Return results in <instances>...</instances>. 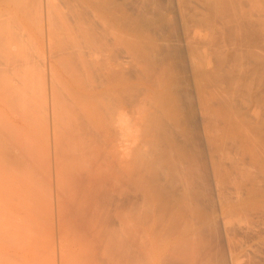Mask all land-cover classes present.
<instances>
[{
  "label": "bare ground",
  "instance_id": "bare-ground-1",
  "mask_svg": "<svg viewBox=\"0 0 264 264\" xmlns=\"http://www.w3.org/2000/svg\"><path fill=\"white\" fill-rule=\"evenodd\" d=\"M2 1L0 154L19 164L1 167L0 155V264H262L244 260L235 236L246 227L232 224L250 211L246 223L264 219V205L246 201L264 197L251 172L264 170V139L232 106L249 64L212 41L213 26L206 52L189 37L180 52L157 33L165 15L144 5ZM246 182V199L225 204L223 188Z\"/></svg>",
  "mask_w": 264,
  "mask_h": 264
},
{
  "label": "rangeland",
  "instance_id": "rangeland-1",
  "mask_svg": "<svg viewBox=\"0 0 264 264\" xmlns=\"http://www.w3.org/2000/svg\"><path fill=\"white\" fill-rule=\"evenodd\" d=\"M126 1L128 3V4H126L127 7H128V11H130V12L134 10V9H132V7H134V6L135 7H139V5L143 7V5H144L145 8L150 12V15H152L153 12L156 13L157 11L158 12L156 14L165 15L164 16L165 19H163V20L164 21L166 20V21L165 22L164 21L163 22L161 21L159 23L158 29L159 30L161 29V30L160 31L158 30L157 33H158V35L161 33V35H159V37L162 36V35H163L162 37H165L168 34L169 36L168 35L167 36L170 39L168 37H166V38H168L170 41L172 40L173 42H175V44L174 43L173 44L174 45H178V46H176V49H178L180 47L178 49V50L181 49L180 52H184L185 51L184 50L185 49L184 47L187 44L185 42L188 41L187 40V37H189V40H192L194 46L198 50H201V52L202 51L203 52H206L207 51V49H206L207 47L204 48V46H206V45H203L206 42L203 43V40L206 38L207 34H210V30H211V29L209 30V29H206V28H211L213 26L212 27V30H213L217 26L216 30L215 29L213 31L211 30V32H212V34L214 36L216 34L219 37L215 36L212 39V41H214V39L216 41V40H218V38H220L222 41L220 39L218 41L219 42H222L221 44H223V42H225L223 45H226V47L227 46L229 47L228 49H230V56L233 53H235V55H232V56H234V58L237 56L236 57V60L237 59L240 60L239 57L242 58V60H240V61L237 60L238 63H243L244 62V65L245 64L246 65L249 64L248 66H245V68L247 67L249 69V71H250L249 72L247 70L248 71L247 85H244L243 87H241L239 92H234L232 94V98H233V102H232L233 105L232 106L234 107L233 108L234 109V112L237 110V112H235V113L236 114H239V116H241L240 118H243L245 120L244 121L242 119L245 122V126L244 127H246V128L249 127L248 129L251 130L252 133H254L257 136L258 135L261 136V140L264 139V73L262 75V71L264 70L263 69L264 68V64L262 65V64L258 63V62L264 63V61H263V59H264V0H126ZM214 2H216V3L218 2V4L220 6L218 4H216V7H217L216 8ZM217 5L221 9L218 10L219 7ZM222 5L223 6L225 5L224 6L225 8ZM3 7H5V8H3ZM0 8H1L0 9V15H2V14L5 13V9L7 7H6V5H3L2 4V5H0ZM215 8L217 10H215ZM222 10H223V12H222ZM215 11H216V13H215ZM219 12H220V15H219ZM223 14H224V16H222ZM167 16H168V18H166ZM2 17H0V18H2ZM167 20L170 21V22H168ZM213 22L216 23L215 26L213 25L214 24ZM168 24H169V27L170 28L167 26ZM226 24H227V27H226ZM218 26H220V28ZM228 26H231V28H234V29H232L233 31ZM218 28L220 29V32H219V29ZM201 29L204 30V31H199ZM205 30L206 31L208 30L207 31L208 33ZM221 31H222V33H221ZM163 32L166 33V34L164 35ZM197 32H201V34L199 33L200 35L198 36ZM220 33H221V37H220ZM212 34H210V35H212ZM192 36H194V38ZM200 36L201 37L202 36H205V38L204 37L201 38ZM190 37L193 38V39H191ZM208 37L209 36H207L206 40L208 39ZM210 37H212V36H210ZM245 37H248V38L245 39L246 40V43L243 40ZM242 40H243V44L245 43L247 45V42L250 44V45L248 44L250 46V49H249V47H246L245 44H244V47H243V44H242V47H241V44H239V43H241ZM211 42L208 40V43H211ZM177 43H180V44H177ZM231 43H232V46H230ZM181 44H182V46H181ZM32 45L30 47V45L28 46V44H27V48H25L27 51H25V52H27L28 57L30 56L29 57L30 60L33 59L35 61V59L37 58V56H38V58L40 60L42 58L41 53H39L41 51V49L39 48L40 49L39 51L38 50H35L34 48H36V47L33 48ZM33 46H35V45H33ZM234 47H236L237 49L234 48ZM37 48H38V46H37ZM231 48L234 49V52H233V50H231ZM204 49H205V51H204ZM247 49H248V51L246 52ZM36 51L40 55H38V53ZM231 51H232V53H231ZM258 53H260V57H258L259 56ZM202 54H204V55H202ZM205 54H208V53H201L200 55L205 56L206 57L205 60H208L209 58L207 59V55H205ZM240 55H243V56H240ZM40 56H41V58H40ZM45 56H46L45 57L46 63H48L50 61L51 57H50L49 53H47V52H46ZM246 56H247V58H246ZM256 56H257V58H260V60L261 59L262 60L261 61L258 60L256 58ZM48 57H50V58H48ZM243 57H245L246 60L243 59ZM210 58H212V56ZM213 58L215 59L216 57L213 56ZM214 59H212V60L210 59V60L212 62H214L215 61ZM42 60H43V58H42ZM36 62H39L40 63L41 60L40 61L37 60ZM33 63H35V62H33ZM257 64H258L259 67L257 66ZM257 67H258V69H257ZM259 68H260V70L261 69L262 70L260 71ZM257 70H259L260 73H257ZM219 72L223 73V75H221V73H218L219 74L218 76L220 77L219 79L221 80V78H222V80L224 82V79L227 78V75L223 71H219ZM249 73H251V74L249 75ZM260 74H261V76H260ZM224 75H226V77ZM223 76H224V78H223ZM223 82H220L221 85H222V87L224 85H227L226 86V89L229 90L228 89L229 84L228 83L225 84L226 80H225L224 83ZM259 136H258V139H260ZM262 142H263V140H262ZM263 149H264V144H263ZM1 157H2V155H1ZM5 157L6 156L2 157L1 167L2 166L4 168L7 167L10 170V169H12V167H14V163H16L15 162L16 160L14 158H12V156H11L10 153L7 155V157H6L7 159H3ZM3 160H4V162H3ZM18 162L19 161L17 160V163ZM229 162L227 161L228 165H231V166L234 165V164H230ZM231 166H229V168H231ZM232 168L234 170L235 167L233 166ZM256 170L257 169H255V168H253V170H251V172L254 175L253 177L255 178L256 176H258L259 179H257V180H260V182H261V178H264V173H263L264 170L262 172H260L259 170H257V171ZM6 173H7V171H6ZM252 173H250V177L251 178H252V176H251ZM234 174H236V173H234ZM7 177H5V178H7ZM257 180H256V182H259ZM262 180H264V179H262ZM263 182L264 181H262V184H260V185H262L261 186L262 188H263ZM259 183H255V184L256 185L257 184L259 185ZM229 184H227V187L226 188H223L224 191H222L221 194H223V192L225 193L226 191H227V193L229 192L228 194L225 193L224 196L226 198V195H227V198L229 197L230 199L229 198L228 199L226 198L225 199L226 202H225L223 200L224 199V196L221 195V197H223V198H221L223 200V203L225 202V204H227V200H231L230 201L231 203H228V204H234V203L236 204L238 202L237 199L239 201L241 200V197H242V200L244 198L246 199V197L248 196V192H250V190L248 188H250L251 182L250 183L249 182L248 183L246 182L245 183L246 185L245 184H244L245 186L243 185V187L248 186V187L244 188V191L246 190L245 191V194H244V191L242 189L243 187L240 188L242 190H239L236 187L238 189L237 190L238 192L241 191L239 193H236L237 191L235 192V189H236L235 186H233L234 187L233 189H230V188H232V186L229 188V186H230ZM231 185H233V183H231ZM255 186L253 185L254 189L259 187V186L258 187L257 186L255 187ZM251 188H252V186H251ZM260 188H258V190H260L262 192V190H261L262 188L261 189ZM228 190H230V191H228ZM252 190H253V188L251 189V191ZM263 190H264V188H263ZM253 191L256 192V190H253ZM238 194L240 196H236ZM241 194H243V196H245V197H243ZM251 194H252L253 197H251V195H249L251 199L249 198V196L247 197L248 198V200L246 199L247 204L250 205V204H253V203H260V204L264 205V197L263 196H260V194H259L260 197L259 196L256 197V193H254V192L253 193L251 192ZM257 194H258V192H257ZM237 197H240V198H237ZM252 198H253V200H252ZM233 201H237V202L232 203ZM248 201H250V202H248ZM261 209H262L261 211L264 210V208H261ZM250 212H248L247 214H245V216H243L244 213L238 214L239 217H238V215H236L237 220H239L240 218H243V219H240V221H239V222H242V220L244 221L246 219V218L244 219V217H246V216L248 217L249 216V220H246L243 223L247 224V226L249 224V226L250 227H253V228L257 227V228H255V230L256 229L258 230V228H259L258 233L259 234L262 233L261 235L263 236L264 235V225H263L264 224V219L262 220V223H258L257 226H254V225L252 226V225H250V223H246V222H249V221L251 222V220L253 221L256 218V217H251L253 219H250V216H251V214L249 215ZM221 214H220V216H223V213H221ZM253 214H254V211H253ZM261 215L263 216L262 218H264V214H261ZM233 219L234 218H232L231 221ZM226 220L228 221L227 218H226ZM237 220L235 219V221H237ZM231 221L230 220L228 221L229 222V225L226 224V226L228 225L227 228L230 226L229 228H231V230L234 229V228L236 229V227L237 228L238 227H240V228L241 227L242 228H245L246 227L245 228L246 230L244 229L245 231H247L246 234H245V231H244V233L243 232L241 233L240 231H242V230H240L239 232H238V230H235V229L232 230V232L235 231V233L238 232V234L241 233L243 235V236H241V235L236 234L235 237L240 236L239 237L240 240H241V237H243L242 240H244V241L241 240V242H243V244L246 245V246L243 245L241 247L242 248V251H243L241 253L245 256L244 260L246 259V261H247L248 260L247 257H249V258L251 257L252 260L254 259V257H256L257 259H254L255 261L257 260V262H259L261 260L260 262L261 263L262 262L264 263V247L262 248V247H259L258 246L259 248H261V249H259L257 247L258 250H260V251H258V250H256L257 249L256 246L254 245V247H253V243L250 242V240L248 239L252 235V233H250V232L248 233V229L249 230H252V228H250L249 226H248L249 227L248 228L247 226H245V224H242V223L241 224L239 223V225H241V226H239L237 224L238 222L237 223L236 222L235 223L232 222V224L235 225V227H234V226H231L232 224L230 225V222ZM236 224H237V226H236ZM261 224L263 225V227H261L262 226ZM232 227H234V228H232ZM260 227H261V229H260ZM240 228H238V229H240ZM231 230H230V232H231ZM235 233H234V235H235ZM244 234H245V236L246 235H248V236L244 237ZM231 236H232V234H231ZM239 239L236 238V240H239ZM246 240H247V242H246ZM245 242H246V244H245ZM249 246L251 248L252 247L253 248L251 249ZM248 248H249V251H248ZM244 250H245V252H244ZM261 250L263 252H261ZM249 254H251L252 256L249 255ZM258 259H260V260H258Z\"/></svg>",
  "mask_w": 264,
  "mask_h": 264
}]
</instances>
